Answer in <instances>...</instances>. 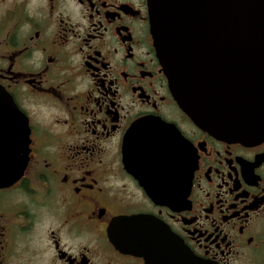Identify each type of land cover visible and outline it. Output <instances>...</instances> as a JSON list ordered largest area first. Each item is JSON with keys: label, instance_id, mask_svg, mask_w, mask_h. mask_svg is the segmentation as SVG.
Segmentation results:
<instances>
[{"label": "flooded vegetation", "instance_id": "af4514ba", "mask_svg": "<svg viewBox=\"0 0 264 264\" xmlns=\"http://www.w3.org/2000/svg\"><path fill=\"white\" fill-rule=\"evenodd\" d=\"M0 89L28 128L25 169L0 186V264H152L170 238L202 263L264 264V141L179 109L146 0H0ZM133 126L134 151L165 157L131 175Z\"/></svg>", "mask_w": 264, "mask_h": 264}, {"label": "water", "instance_id": "95a60500", "mask_svg": "<svg viewBox=\"0 0 264 264\" xmlns=\"http://www.w3.org/2000/svg\"><path fill=\"white\" fill-rule=\"evenodd\" d=\"M146 3L153 47L179 109L217 139L264 141V0ZM10 101L0 89V144L16 151L6 154L0 146V186L16 180L27 161V122ZM136 130L137 126L129 130L122 147L131 175L134 159L150 164L154 157H165L134 151ZM114 234L116 246L132 250L131 230ZM168 242L175 252L152 264H206L185 255L173 238Z\"/></svg>", "mask_w": 264, "mask_h": 264}]
</instances>
